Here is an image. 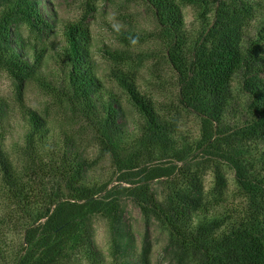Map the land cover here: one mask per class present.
<instances>
[{
    "label": "trees",
    "instance_id": "16d2710c",
    "mask_svg": "<svg viewBox=\"0 0 264 264\" xmlns=\"http://www.w3.org/2000/svg\"><path fill=\"white\" fill-rule=\"evenodd\" d=\"M143 1L173 69L177 103L170 108L141 90L127 50L106 51L112 79L136 113L131 129L121 120L122 96L97 73L85 18L64 25L59 49L41 42L31 57L12 33L23 24L48 36L43 0H0V68L17 84L27 126L13 158L0 100L1 187L22 231L6 251L0 237V264H152L149 238L137 250L124 219L127 198L146 226L166 231L177 264H264V0ZM184 6L195 11L197 28L186 27ZM121 37L126 45L140 39L130 30ZM50 51L59 73L48 79L42 63ZM24 82L69 105L91 129L109 157L108 178L91 175L96 161L73 134L54 133L23 103ZM183 112L199 118L197 135L182 128ZM95 216L107 221L108 255L96 245Z\"/></svg>",
    "mask_w": 264,
    "mask_h": 264
},
{
    "label": "rangeland",
    "instance_id": "374dc122",
    "mask_svg": "<svg viewBox=\"0 0 264 264\" xmlns=\"http://www.w3.org/2000/svg\"><path fill=\"white\" fill-rule=\"evenodd\" d=\"M43 12L52 21V31L48 36H43L30 31L28 27L21 24L15 28L13 37L19 38L26 44L31 57L35 54V47L41 42L48 48L59 49L64 43L63 27L68 22L85 18V23L90 29L92 36V55L99 77L105 84L122 96L125 117L129 127L132 129L135 111L123 98L121 90L115 85L110 74L111 63L106 51L127 50L131 54L132 66L139 75L141 90L151 95L161 104L173 108L176 101L177 85L173 76V69L164 56L161 44L152 38L156 30L157 22L152 9L143 0H43ZM89 13L86 17H84ZM183 16L186 27L195 29L199 23L195 11L189 6L183 7ZM135 31L139 40H132L126 45L121 35L125 31ZM43 41H42V40ZM50 55V56H49ZM42 63V73L51 79L52 73H59L55 62V51H50ZM23 103L30 108L36 109L47 119L54 130H67L73 134L85 149L84 152L96 161L91 175L102 179L108 178L111 167L109 157L100 152L96 146L95 139L90 128L86 127L84 121L64 102L51 96L42 90L34 82H24L22 88ZM17 84L0 68V100L3 102L4 120L3 130L5 133V147L13 158L16 157L18 145L22 142L23 135L27 129L25 118L19 107ZM182 128L189 130L192 136L197 135L199 118L194 113H182ZM206 186H210L212 177L210 172L206 174ZM232 179V173H229ZM155 188L159 185L155 184ZM233 188L231 183L230 189ZM9 203L4 197L0 179V237L2 248L6 251L8 247L19 245L22 231L16 227L9 217ZM124 219L130 225L137 246L147 235L151 242L150 260L152 264H177L169 252L167 245V233L156 222L145 225V221L139 208L130 200H124ZM94 239L97 247L105 254L110 250L111 234L107 221L95 216L92 219Z\"/></svg>",
    "mask_w": 264,
    "mask_h": 264
}]
</instances>
